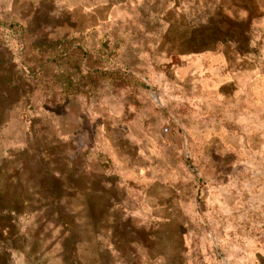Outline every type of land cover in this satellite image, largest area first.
<instances>
[{
	"label": "rangeland",
	"instance_id": "374dc122",
	"mask_svg": "<svg viewBox=\"0 0 264 264\" xmlns=\"http://www.w3.org/2000/svg\"><path fill=\"white\" fill-rule=\"evenodd\" d=\"M0 264H264V0H0Z\"/></svg>",
	"mask_w": 264,
	"mask_h": 264
},
{
	"label": "trees",
	"instance_id": "16d2710c",
	"mask_svg": "<svg viewBox=\"0 0 264 264\" xmlns=\"http://www.w3.org/2000/svg\"><path fill=\"white\" fill-rule=\"evenodd\" d=\"M81 57L84 58V55H80L78 51H71V52H54L51 54V62L56 64V66L62 65V63H69L71 64V67L78 68L81 64L79 63V60ZM65 60V61H63ZM45 62V60H43ZM63 61V62H62ZM42 63V61H41ZM44 65V64H42ZM71 78V75L69 76Z\"/></svg>",
	"mask_w": 264,
	"mask_h": 264
}]
</instances>
